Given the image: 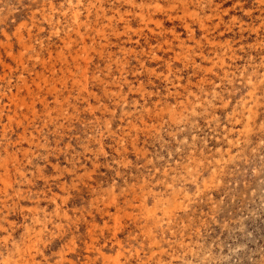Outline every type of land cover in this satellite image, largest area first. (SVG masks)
<instances>
[{"label": "rangeland", "instance_id": "374dc122", "mask_svg": "<svg viewBox=\"0 0 264 264\" xmlns=\"http://www.w3.org/2000/svg\"><path fill=\"white\" fill-rule=\"evenodd\" d=\"M0 264H264V0H0Z\"/></svg>", "mask_w": 264, "mask_h": 264}, {"label": "bare ground", "instance_id": "6f19581e", "mask_svg": "<svg viewBox=\"0 0 264 264\" xmlns=\"http://www.w3.org/2000/svg\"><path fill=\"white\" fill-rule=\"evenodd\" d=\"M16 33V32H15ZM80 35V34H79ZM85 37V36H84ZM72 39V38H71ZM24 40V39H23ZM83 40H84V38H83ZM84 43V47L83 48H85L86 47V45H87V43H86V41L85 42H83ZM25 44H26V42H25ZM57 52V51H56ZM14 54V53H13ZM71 55V54H70ZM75 55L76 56H73L74 57V59L75 60H77V58L79 57V52H77L76 51V53H75ZM45 58V57H44ZM78 62V61H77ZM68 65V68H67V70L69 71V72H71V67H70V63H68L67 64ZM78 65H80L79 63H78ZM45 66V65H44ZM54 67H55V65H54ZM73 70V69H72ZM44 77V76H43ZM37 83V82H36ZM86 88H87V86H86ZM111 201V200H110ZM98 227V226H97Z\"/></svg>", "mask_w": 264, "mask_h": 264}]
</instances>
